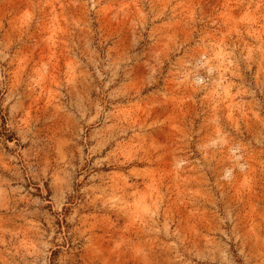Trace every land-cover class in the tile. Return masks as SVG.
<instances>
[{
	"label": "rangeland",
	"instance_id": "374dc122",
	"mask_svg": "<svg viewBox=\"0 0 264 264\" xmlns=\"http://www.w3.org/2000/svg\"><path fill=\"white\" fill-rule=\"evenodd\" d=\"M0 264H264V0H0Z\"/></svg>",
	"mask_w": 264,
	"mask_h": 264
}]
</instances>
